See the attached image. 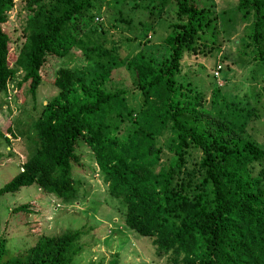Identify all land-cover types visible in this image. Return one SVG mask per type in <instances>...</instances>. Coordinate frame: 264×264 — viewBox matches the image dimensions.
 Wrapping results in <instances>:
<instances>
[{"label":"trees","instance_id":"trees-1","mask_svg":"<svg viewBox=\"0 0 264 264\" xmlns=\"http://www.w3.org/2000/svg\"><path fill=\"white\" fill-rule=\"evenodd\" d=\"M92 1L24 0L20 40L9 63L2 24L14 1L0 0V93L20 70L16 87L26 83L32 101L19 132H29L28 152L0 195L34 184L60 202L75 199L80 183L71 170L85 146L124 226L150 238L162 264H264V141L247 130L263 115L254 104L217 105L214 94L206 100L202 90L180 80L183 58L210 56L214 48L209 9L174 0L183 20L162 38L169 49L159 63L140 50L127 60L121 56V47L129 52L138 44L128 38L92 43L65 63L97 18ZM167 1L158 0L156 14L148 11L144 31L153 29ZM235 9L250 18L242 47L264 78V0H237ZM123 65L133 72L136 105L129 91L103 87ZM45 81L55 90L41 102L36 94ZM4 131L15 136L8 123ZM0 137L8 141L2 132ZM18 210L26 205L12 209ZM82 234L75 228L39 236L14 254L0 238V264H71Z\"/></svg>","mask_w":264,"mask_h":264},{"label":"rangeland","instance_id":"rangeland-1","mask_svg":"<svg viewBox=\"0 0 264 264\" xmlns=\"http://www.w3.org/2000/svg\"><path fill=\"white\" fill-rule=\"evenodd\" d=\"M13 1L14 5L2 24L10 39L9 63H12L19 44V30L26 14L24 0ZM195 2L209 9L210 25L214 28L212 34L215 41L211 43L214 48L210 56L183 58L180 80L190 82L196 90H202L206 100L214 94L213 100L217 105L222 100L235 101L239 105L254 104L263 116L260 120H251L247 130L258 141H264L263 73L249 60V48H243L241 41L249 31L250 18H241L240 12L235 9L237 0ZM157 3L158 0L152 3L150 0H93L97 18L81 35L76 48L65 58V63H71L87 45L104 39L109 45L113 40L124 38L133 39V44L138 43L129 52L121 47V56L126 60L140 50L159 63L169 49L162 38L183 18L178 16L174 0H168L153 21V29L144 31V25L150 21L148 11L155 13ZM207 42L210 44L209 40ZM21 76L20 70H16L0 93V132L8 140L6 142L0 137V186L18 171L29 148L26 138L29 132L19 134L27 126L32 105L27 84L16 87ZM103 87L107 90L125 89L129 91L131 103L136 105L140 101L133 88V72L127 65L114 69ZM54 90L45 81L36 99L44 102ZM131 90L134 92L131 93ZM6 123L11 126L14 137L4 131ZM80 153V165L71 170L73 178L80 183L75 199L60 202L44 194L34 184L0 195V238L4 239L6 247L14 254L32 246L39 236L81 228L83 234L78 241L79 252L71 264H107L113 259L116 264H162L163 257L156 256L150 238L136 235L124 226L117 209L118 203L107 194L106 185L88 148L80 147ZM20 205H26V210L12 211Z\"/></svg>","mask_w":264,"mask_h":264},{"label":"built area","instance_id":"built-area-1","mask_svg":"<svg viewBox=\"0 0 264 264\" xmlns=\"http://www.w3.org/2000/svg\"><path fill=\"white\" fill-rule=\"evenodd\" d=\"M96 19V18H95Z\"/></svg>","mask_w":264,"mask_h":264}]
</instances>
